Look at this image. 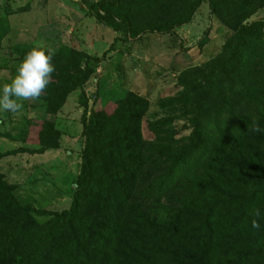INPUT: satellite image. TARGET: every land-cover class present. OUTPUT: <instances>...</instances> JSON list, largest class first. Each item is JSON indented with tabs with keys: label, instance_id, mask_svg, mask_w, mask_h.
Returning a JSON list of instances; mask_svg holds the SVG:
<instances>
[{
	"label": "trees",
	"instance_id": "1",
	"mask_svg": "<svg viewBox=\"0 0 264 264\" xmlns=\"http://www.w3.org/2000/svg\"><path fill=\"white\" fill-rule=\"evenodd\" d=\"M203 1L230 34L213 59L181 74L174 98L157 101L178 108L187 136L175 138L170 119L147 120L150 103L132 92L95 93L89 109L84 88L99 59L66 46L55 51L28 142L57 150L55 117L79 91L80 171L69 207L59 211L22 205L0 174V264H264V20L245 23L264 0H99L95 14L127 36L139 16V32L177 37L175 27ZM169 9L184 17L166 18ZM10 31L0 15V52ZM32 48L14 51L23 60ZM253 121L261 132L251 131ZM27 152H0V160ZM254 208L259 230L251 227Z\"/></svg>",
	"mask_w": 264,
	"mask_h": 264
},
{
	"label": "rangeland",
	"instance_id": "2",
	"mask_svg": "<svg viewBox=\"0 0 264 264\" xmlns=\"http://www.w3.org/2000/svg\"><path fill=\"white\" fill-rule=\"evenodd\" d=\"M98 1L0 0V15H6L11 26L0 52V89L15 77L23 61L15 53V47L42 44L56 51L66 46L99 59L95 74L84 88L89 109L95 93L116 99L132 92L150 103L147 120L170 119L177 139L190 134L187 121L179 118L178 108L162 109L157 101L174 98L181 90L178 86L181 74L213 59L230 31L210 16L208 4L203 1L187 23L175 27L177 37L139 32L142 29L139 16L132 19L136 23L135 35L127 36L96 18ZM165 17L179 21L184 15L181 10L169 9ZM257 19L264 20V6L245 23ZM207 27L208 40L203 48H198L197 41ZM79 95V91L70 94L55 117L61 134L57 150L39 152L38 145L28 142L29 122L42 116L39 101H23L24 108L19 113L0 111V152L29 150L0 160V174L13 185L22 205L52 211L69 207L84 144ZM35 219L44 222L47 218L35 215Z\"/></svg>",
	"mask_w": 264,
	"mask_h": 264
},
{
	"label": "clouds",
	"instance_id": "3",
	"mask_svg": "<svg viewBox=\"0 0 264 264\" xmlns=\"http://www.w3.org/2000/svg\"><path fill=\"white\" fill-rule=\"evenodd\" d=\"M54 55V49L42 44H37L25 55L15 77L0 89V111L19 113L24 108L23 101H39L55 72ZM251 131H262L257 121H253ZM249 215L252 216L251 227L259 230L260 209L254 208Z\"/></svg>",
	"mask_w": 264,
	"mask_h": 264
}]
</instances>
